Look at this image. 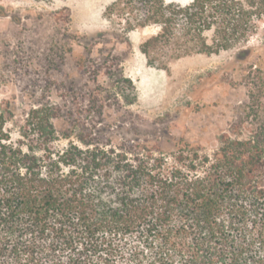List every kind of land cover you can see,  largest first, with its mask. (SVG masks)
Segmentation results:
<instances>
[{
	"label": "trees",
	"instance_id": "trees-1",
	"mask_svg": "<svg viewBox=\"0 0 264 264\" xmlns=\"http://www.w3.org/2000/svg\"><path fill=\"white\" fill-rule=\"evenodd\" d=\"M105 14L123 34L158 28L139 46L149 66L234 48L245 62L264 0H113ZM259 69L247 83L264 85ZM57 115L0 100V264H264L263 124L234 123L212 152L182 142L168 160L92 133L73 140Z\"/></svg>",
	"mask_w": 264,
	"mask_h": 264
},
{
	"label": "rangeland",
	"instance_id": "rangeland-1",
	"mask_svg": "<svg viewBox=\"0 0 264 264\" xmlns=\"http://www.w3.org/2000/svg\"><path fill=\"white\" fill-rule=\"evenodd\" d=\"M112 1L0 0V100H14L18 110L49 102L58 112L55 128L72 130L73 140L92 133L113 146L159 149L168 160L182 142L212 152L234 123L264 125V85L246 79L264 73V22L243 46L250 49L245 62L233 61L234 48L155 68L139 46L158 28L123 34L105 14ZM7 127L16 138L15 126Z\"/></svg>",
	"mask_w": 264,
	"mask_h": 264
}]
</instances>
